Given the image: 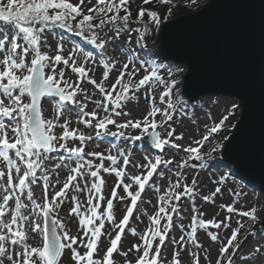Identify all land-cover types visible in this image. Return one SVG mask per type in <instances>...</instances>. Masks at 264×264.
Instances as JSON below:
<instances>
[{
  "label": "snow or ice",
  "instance_id": "obj_1",
  "mask_svg": "<svg viewBox=\"0 0 264 264\" xmlns=\"http://www.w3.org/2000/svg\"><path fill=\"white\" fill-rule=\"evenodd\" d=\"M150 2L151 0H143L144 4ZM159 2L173 4V0ZM192 2L195 3V0ZM84 3L85 0H78L76 4L70 0H19V3H16V0H8L6 5L0 4V264H60L65 250L70 251L74 264H116L114 253L123 255L126 258L125 264H162V249L174 226L183 234L178 239L172 238V264H182L181 252L187 251L188 245L203 247L197 238L198 230H204L211 241H218V233L209 232V227L217 230L222 227L230 228L229 221L232 218L231 215L223 220H217L216 216L203 218L206 213L195 206L197 197L205 203L214 204L215 197L222 192V188L216 186L210 194L201 195L196 176L192 177L190 183L187 182L185 170L208 167L205 157L211 153H203L201 149L209 137L225 127L226 122L241 105L245 114L253 101L258 105L261 135L264 139V90L257 97L250 90L238 87L234 91L240 98V104L233 103L231 110L210 128L205 125L207 131L202 138L187 145L180 143L184 141L185 133L177 134L176 127L173 126L174 118L178 120L187 117L195 124L194 117L198 106L181 96L178 88L180 81L174 78L171 68L149 59L147 55L142 58L141 50L147 48L143 41L151 33V28L143 24V18L147 12L150 22L159 30L162 23L159 12L141 7L136 20L133 21L130 0H96L95 5L86 11L82 7ZM121 12L124 14L121 15ZM171 12L172 8H169L163 19H167ZM133 23L143 26L132 28L130 25ZM57 24L70 32H77L102 52L108 45L120 42L125 32L127 38L124 43L131 45L135 33V43L140 50L135 47L128 48L129 54L122 64L112 56L101 57L99 63L103 66V72L98 82L89 75L93 71L90 65L97 63L92 53L75 47L65 57L62 38L56 46L55 55L41 51L42 44L49 47L44 38L46 30ZM106 28L112 31V35H102ZM61 64L63 67H60ZM166 68L168 79L162 75ZM66 69L77 74L76 81L70 82L65 78ZM114 70L118 75L114 82L106 87L105 82L110 79ZM141 72L144 74L140 75ZM85 82L92 85L102 98L94 100L88 90L82 87ZM161 87L157 102L156 89ZM142 89L143 96L148 101L146 113L139 119L118 122L117 118L121 116H131L130 112L124 111V107L130 100L138 101L137 94L141 93ZM81 95L83 100L77 99ZM45 98L54 105V118H45L43 114L42 100ZM88 101L94 103V110H87ZM72 106H75L77 123L94 129V135L70 127V118L60 122L65 116L66 108ZM244 123L245 120L242 119L240 125ZM109 125L114 126L116 131H111ZM57 127L63 129L59 136L55 133ZM129 128L139 130V135L126 134L125 129ZM159 129H163L166 135L162 136ZM102 135L119 136L134 141L147 137L161 153L168 147L182 150L185 155L178 162L175 157L165 159L162 155H156L154 158L145 155V163L132 165L144 171L131 175L127 171L132 163L131 149L113 146L116 148V154L109 151L107 155L99 151H85L88 142ZM70 140H78L80 146L69 147ZM227 140L228 137H223V141ZM228 147V144L218 142L212 151H227ZM61 150L67 155L56 157L58 162L49 167L48 163L53 159L52 154ZM105 161L110 162L108 166ZM193 161L200 163H192ZM72 164L74 166H71ZM161 166L171 172V176L167 177L168 186L157 198L155 212L148 215V227L140 233L137 228H129V222L137 211H140L141 215L147 214L146 210L138 209V203L142 202L146 187L151 186L160 191L159 185L150 184V181L156 175L161 179L165 178V171H158ZM62 168L68 170L64 181L60 180L57 171ZM101 173L114 174L118 178L109 197L104 195L106 180ZM126 178L130 182L126 183ZM227 178V175H221L219 180L213 183L223 185ZM40 184L43 187V195L38 200L34 195V188ZM60 184L62 187L56 190ZM134 186L135 191L132 190ZM120 188L125 195L119 194ZM69 192L72 193L69 215L78 218L83 235H71L67 223L59 217V209L69 199ZM80 193L86 194V201L80 199ZM233 195L236 198L233 203L221 204L220 208L229 214L236 213L246 217L253 225L256 224L259 221L257 207L253 206L246 211L238 210L235 203L244 194ZM183 197L192 202L193 215L187 230L183 223L174 225L173 219L174 215L180 216L179 202ZM129 200L125 214L117 222L114 201ZM105 201L106 206H103L102 202ZM136 219L139 220V216ZM97 221L99 223H96ZM105 222L113 225L114 230L118 229L114 237L110 232H105ZM236 223L237 227L232 229L231 236L219 249L216 264H233L235 252L241 246L238 238L241 229L245 227L239 220ZM126 229L131 235L138 237L140 242L121 252L120 245ZM260 231L264 232V226ZM29 232L42 238L38 246L28 243ZM106 234L110 246L101 261L95 259L94 254L101 237ZM250 234L255 236L257 233L253 230ZM79 247H84L87 251L81 254ZM255 251L260 253L262 248L258 245ZM132 252L137 254L134 261L127 259ZM189 264H200V256L195 251L189 255Z\"/></svg>",
  "mask_w": 264,
  "mask_h": 264
},
{
  "label": "rangeland",
  "instance_id": "obj_2",
  "mask_svg": "<svg viewBox=\"0 0 264 264\" xmlns=\"http://www.w3.org/2000/svg\"><path fill=\"white\" fill-rule=\"evenodd\" d=\"M4 3V5L7 4L8 0H0ZM210 0H195V3L192 2V0H173V4L175 7H173V4H161L159 0H151L150 3L144 4L143 0H130V10L132 13L131 19L133 21L136 20L137 14L141 7L145 9H150L153 6L160 7V16L164 24L168 21H171L177 17L173 16L174 11L176 8L183 7L186 10V14H194L200 11ZM16 2H19V0H16ZM70 2L76 4L78 3V0H70ZM96 0H85L84 5L82 6L85 11L87 8L92 7L95 5ZM150 7V8H149ZM172 8L171 15L168 16L167 19H163L164 16L167 15L168 9ZM124 13L121 12V15ZM185 15V14H184ZM182 16V15H181ZM143 24H147L149 28H151L150 35H147L145 37V40L143 43L147 45V48L141 50L142 51V58L143 56L147 55L149 59L155 60L158 63L164 64L168 66V68H171L174 73V78L179 80L180 83L178 85V88L180 89V94L185 100L188 99L183 91H184V78L187 74V68L184 65L175 64V63H169L162 60L156 59L151 54H158L156 50V42L158 37V32L152 23L149 20V17L147 15V12L145 13V16L143 18ZM143 24L140 23H133L130 26L132 28H137L143 26ZM0 26H2V22H0ZM102 35H112V31L109 28H106L104 33ZM44 38L47 40V44L49 47H45L42 44L41 51L42 52H48L49 55H55L56 53V46L60 42L61 38L63 39L64 43V52L63 55L66 57L69 53V51L73 50L75 47H79L80 49H83L84 52L92 53L94 59L97 60V63L95 65H90V67L93 68V71L89 73L93 78L97 79L99 82L102 77L103 72V66L99 63V59L101 57L105 56H112L114 59H118L120 61V64H122L125 59L128 56V48L135 47L137 50L139 49V46L136 45V34L133 33L132 38V44L127 45L124 43L127 38V32L123 33L121 36L120 42H118L115 45H108L106 50L102 52L101 49L97 48L95 45L89 43L85 37L79 35L77 32H70L67 29L63 31L59 27H54L52 25L50 28H48L44 34ZM0 58H2V54H0ZM31 59V56L29 57V60ZM60 67H63L61 64ZM119 67V65H118ZM176 69H182V71L177 72ZM59 70V69H57ZM167 68L163 70L162 75H164L165 79H168L167 76ZM48 71V70H46ZM144 73L141 72L140 75H143ZM118 75L117 71H113L110 75V79L105 82V86L108 87L112 82H114L116 76ZM65 78L68 79L70 82H74L77 80V74L72 73L70 69H66L65 71ZM139 77H137L138 79ZM82 87L86 88L90 95L93 96V99H101V95L99 92L90 84L87 82L82 84ZM143 89L141 90V93H138V101L137 100H130L124 107V111H128L131 113V116H121L117 118L118 122H123L127 119H139L142 118L143 115L146 113V110L148 108V101L143 96ZM162 91V87L156 89L157 94V102H158V94ZM77 99L83 100V96H78ZM191 101V100H190ZM27 102V99H26ZM233 103L239 104L238 100L235 99H225L222 97H216V96H208L198 99L197 101H191V104H195L198 107L196 108L195 117L196 123L193 124L190 119L187 117H183L180 119H175L173 121V126L176 127V132L179 134L180 132L185 133V139L184 141H181L180 143H183L185 145L191 143L193 140H198L202 138L203 135L206 134L207 129L205 128V125H208L210 128L214 125V123H218L219 119L222 118L223 115H226L228 111L231 110V105ZM88 104V111H92L95 109L94 103L91 101L87 102ZM42 110L45 118L51 119L55 116V108L53 103L45 98L42 100ZM70 118L72 123L70 127L72 128H79L81 131H83L85 134H91L94 135V129L92 128H86L82 124L77 123V116H76V110L75 106H72L71 108H66L65 116L61 118V123H63L64 119ZM159 119V117H157ZM241 118V109L238 108L235 110V114L230 117V119L226 122L225 127L221 129L218 133L213 134L211 137H209L208 142L205 144L203 149L201 151L203 153H211L210 156H206L205 160L208 164V167L206 169H186L187 173V182H191V179L193 176H196L197 178V187L198 191L201 193V195L210 194L212 191H214L216 186H220L222 188V192L218 194L215 197V203L209 204L205 203L200 199V197H197L195 201V206L200 209L201 212L206 213V215L203 217L204 219H210L213 216H216L217 220H223L226 216L231 215V220L229 223L231 224L230 228H221L219 230L215 228L209 227V232H217L219 235L218 241H211L210 237L207 235V233L204 230H198V240L203 245L201 248H196L194 245H188L187 251L181 252V260L182 264H189V255L191 252L195 251L200 256V264H209V261L211 264H216V260L219 257V249L227 242V239L231 236L232 229L237 227V221H241L244 223L245 227L241 229V233L239 236V240L241 241V246L239 250L235 252L234 261L233 264H264V232L260 231L262 227V222L264 218V195L257 190H254L236 180L235 176L236 173H234L231 169H225V168H218L216 167L219 163L225 162L221 156L222 149H218L216 151H212V149L215 147L216 143L223 142L227 143L229 138L231 137L234 129L236 127H233L234 125L237 126ZM109 128L111 131H116V128L112 125H109ZM161 131L162 136L166 135V132H164L163 129H159ZM63 132V129L60 127H57L55 129V133L57 136L61 135ZM126 134L130 133L132 136L139 135V130L135 129H125ZM223 137H228L227 141H223ZM119 146L122 149L128 150L131 149L132 156L130 157L132 163L128 166L127 171L131 175L141 174L143 172V169H137L134 168L132 165L136 163L143 164L146 161L144 160V156L148 155L150 158H154L156 155H162L159 149H156L151 141H149V138L145 137L142 138L139 141H123L122 137L119 136H111V135H102L98 139H94L91 142H88L85 145V151H99L107 153L111 151L113 154H116V148L113 146ZM69 147H78L80 146L78 140H70L68 141ZM195 146V145H193ZM167 149V150H166ZM165 151L167 155H169V158L175 157V160L178 162L180 159L184 157V153L182 150H172L169 148H165ZM164 151V152H165ZM60 152V151H59ZM59 152L53 153V159L49 161L48 166L52 167L55 163L58 162L56 157L65 156L66 153L61 150V153ZM166 155V156H167ZM163 156V155H162ZM165 158V157H164ZM168 158V156L166 157ZM165 158V159H166ZM96 160V158H92ZM98 163L99 161L96 160ZM110 162L105 161V165L108 166ZM122 163V161H121ZM192 163L199 164L200 162L193 161ZM71 166H74L72 164ZM172 168H175V165L172 166ZM59 178L61 181H64L67 177L68 170L67 169H59ZM158 171H165L166 176L165 178L161 179L158 175L154 176L152 180L150 181V184H156L159 185L160 191H156L153 187L149 186L146 187L145 192L142 194V202L138 203V209L146 210V215H141L140 211H137L134 213L133 218L129 222V228H137V231L140 233H143V231L148 227L149 225V219L148 215L155 212V205H157V198L163 193V191L168 186V179L167 177L171 176V172L165 168L164 166H161ZM101 175L104 176L106 180V185L104 188V195L106 197L110 196L112 187L115 186L117 183V177L114 174H104L101 173ZM221 175H227V181L223 185H217L213 183V181H218L219 177ZM172 179H175V177H172ZM53 180H55V176L53 177ZM125 182H130L127 178L125 179ZM62 187V184L57 185V189ZM133 191L136 190V186L133 187ZM118 192L121 196L125 195L123 192V189H118ZM233 193H243L244 195H241L238 199V201L235 203V207L238 210L246 211L251 209L253 206L257 207V216L259 217V221L253 225L252 221L249 220L246 217H242L236 213L229 214L226 212V210L221 209L220 205L224 204H230L233 203V201L236 199L233 195ZM51 190L49 191V195L51 196ZM34 195L39 200L42 198L43 195V187L42 184L36 186L34 188ZM71 195L72 193L69 192V199L66 200L59 209V217L62 218L66 223L68 228L70 229L71 235H83L80 226L78 218L75 215H69V210L72 207L71 202ZM80 199L82 201H86V194L80 193L78 194ZM14 202H10L12 204ZM181 204V210H180V216L177 217L174 215V225H179L183 223L186 226L190 224V217L193 215L191 211V201L187 197H183L181 201L179 202ZM103 206H106V201L102 202ZM115 204V216L116 221L119 222V220L122 218V216L126 212V205L130 204L129 201L125 202H118L114 201ZM103 210V207L101 208V211ZM218 213V215H216ZM139 216V220L136 219V217ZM96 223H99L97 221ZM163 223V222H162ZM256 231V235L253 236L250 233L252 231ZM115 231H118V229L114 230V226L111 224H108L105 222V232L111 233L112 237L115 236ZM183 233L180 231L178 227H175L170 231L169 233V240L166 241L161 254V261L162 264H172L173 259V251H174V245L171 242L172 238H179L180 235ZM30 239L28 240L29 244H32L33 246H38L41 237L29 232ZM32 238L35 243H32ZM85 242H87V237H85ZM138 237H134L131 235L130 231L126 229L124 236L122 237V242L120 245V251H127L134 243H139ZM260 246L262 248V251L260 253H257L255 251V248L257 246ZM110 246V240L108 235H104L101 237V240L98 245L97 252L94 254L95 259L103 260V257L106 253L107 247ZM78 251L83 254L85 251H87L84 247H79ZM231 252V250H230ZM71 253L68 250H65L62 259L60 261V264H74V261L71 260ZM207 257V258H206ZM137 258V254L135 252H132L128 255L127 259L134 261ZM227 256L224 257L226 260ZM114 261L116 264H125V257L119 253H114L113 256Z\"/></svg>",
  "mask_w": 264,
  "mask_h": 264
},
{
  "label": "water",
  "instance_id": "obj_3",
  "mask_svg": "<svg viewBox=\"0 0 264 264\" xmlns=\"http://www.w3.org/2000/svg\"><path fill=\"white\" fill-rule=\"evenodd\" d=\"M158 60L184 65V95L238 100V87L257 97L264 90V0H210L200 11L161 25L155 44ZM194 98V99H192ZM241 118L216 167L231 169L236 181L264 195V139L258 105ZM149 141L150 138H149ZM264 226V218L262 222Z\"/></svg>",
  "mask_w": 264,
  "mask_h": 264
},
{
  "label": "trees",
  "instance_id": "obj_4",
  "mask_svg": "<svg viewBox=\"0 0 264 264\" xmlns=\"http://www.w3.org/2000/svg\"><path fill=\"white\" fill-rule=\"evenodd\" d=\"M16 3H19V2H16ZM0 4H4L2 1H0ZM150 8V7H149ZM149 10H153V11H158V12H160V7H155V6H153L152 8H150ZM187 12H186V10L183 8V7H180V8H176L175 9V11H174V15L173 16H175V17H180L181 15H184V14H186ZM162 22H163V20H162ZM59 27L60 29H62L63 31H65L66 30V28H62V27H60L58 24L57 25H54V27Z\"/></svg>",
  "mask_w": 264,
  "mask_h": 264
},
{
  "label": "bare ground",
  "instance_id": "obj_5",
  "mask_svg": "<svg viewBox=\"0 0 264 264\" xmlns=\"http://www.w3.org/2000/svg\"><path fill=\"white\" fill-rule=\"evenodd\" d=\"M122 140H123V141H128V140H125L124 138H122ZM129 141H131V140L129 139ZM117 146H118V145H117ZM167 148H168V147H167ZM169 149H171V148H169ZM166 150H167V149H166ZM172 150H175V149H172ZM60 153H61V151H60L58 154H60ZM162 155H163V157H165V158H166L167 156H168V158H169V155H167L166 151L163 152ZM166 155H167V156H166ZM168 158H166V159H168ZM174 165H175V164H174ZM32 243H35L34 240H33V238H32Z\"/></svg>",
  "mask_w": 264,
  "mask_h": 264
}]
</instances>
